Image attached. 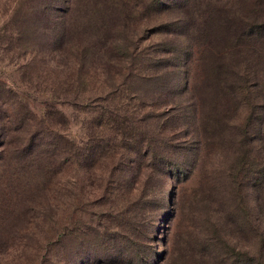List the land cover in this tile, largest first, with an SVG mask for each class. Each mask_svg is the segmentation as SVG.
Segmentation results:
<instances>
[{"label":"rangeland","instance_id":"1","mask_svg":"<svg viewBox=\"0 0 264 264\" xmlns=\"http://www.w3.org/2000/svg\"><path fill=\"white\" fill-rule=\"evenodd\" d=\"M263 25L264 0H0V264H264V35L236 37Z\"/></svg>","mask_w":264,"mask_h":264},{"label":"trees","instance_id":"2","mask_svg":"<svg viewBox=\"0 0 264 264\" xmlns=\"http://www.w3.org/2000/svg\"><path fill=\"white\" fill-rule=\"evenodd\" d=\"M261 31V32H260ZM237 34H236V37H243L245 39H250V38H253V37H259L261 34L264 35V25L262 26V30L260 29V26H250L249 28H245L244 29V32L241 30V31H236ZM240 35V36H238ZM235 37V38H236ZM242 91V89H236V92L237 93H240ZM45 133V132H43ZM113 136L114 137H117L119 134L116 130H113ZM51 137V136H49ZM54 142H55V147H56V144L58 146V148H61L62 145L61 143L59 142V139H54ZM58 142V143H57ZM97 147V146H96ZM96 147H91V148H85V154L83 155V158L85 159L84 161H86L89 157H94V155H96ZM144 148L146 149L145 151V156H147L149 153H152L153 152V149L152 147L150 146V143H146V145H144ZM82 155V154H81ZM82 157V156H81ZM263 176H264V168H263Z\"/></svg>","mask_w":264,"mask_h":264}]
</instances>
